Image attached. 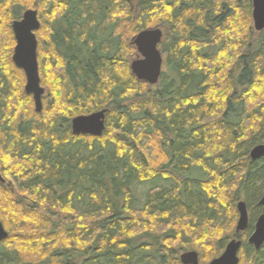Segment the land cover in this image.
Instances as JSON below:
<instances>
[{"label":"trees","instance_id":"16d2710c","mask_svg":"<svg viewBox=\"0 0 264 264\" xmlns=\"http://www.w3.org/2000/svg\"><path fill=\"white\" fill-rule=\"evenodd\" d=\"M138 1L135 12L128 0H0V171L16 179L0 183V264H182L190 251L209 264L236 237L240 201L250 213L241 264H264V247L247 243L264 192V158L251 159L264 145V32L252 3ZM31 9L42 113L8 54L12 23ZM160 24L165 69L150 86L133 76L126 42ZM102 110L101 138L73 135L74 118ZM160 179L172 186L133 208V183Z\"/></svg>","mask_w":264,"mask_h":264},{"label":"water","instance_id":"95a60500","mask_svg":"<svg viewBox=\"0 0 264 264\" xmlns=\"http://www.w3.org/2000/svg\"><path fill=\"white\" fill-rule=\"evenodd\" d=\"M130 1V0H128ZM253 3V23L257 32H264V0H251ZM42 24L38 11L27 10L21 20L12 23V30L16 40V47L13 55V63L19 70L23 71L26 77L25 93L32 96L35 110L42 113L44 109L43 98L46 89L42 86L40 77V66L38 60L39 43L37 32ZM164 40L163 30L159 27L149 28L138 33L132 40L139 54L138 59L131 63V72L135 78L150 86H156L162 76L164 55L160 45ZM108 110H102L90 115L78 116L72 120V132L74 136H92L101 138L106 130V118ZM264 158V145L255 147L251 152V159L259 161ZM0 183L5 184L6 180L0 171ZM263 207V214L259 217L255 231L248 242L257 251L264 246V193L260 201ZM239 220L237 231L243 232L249 226V212L246 202L240 201L237 205ZM9 233L0 222V243L7 240ZM242 241L232 240L226 247L224 253L212 260L209 264H239V252L242 248ZM182 264H200V257L196 251L185 252L181 255Z\"/></svg>","mask_w":264,"mask_h":264},{"label":"rangeland","instance_id":"374dc122","mask_svg":"<svg viewBox=\"0 0 264 264\" xmlns=\"http://www.w3.org/2000/svg\"><path fill=\"white\" fill-rule=\"evenodd\" d=\"M131 2V4H132V9L135 11V12H137V10H139V6H138V4H139V1L138 0H130ZM39 15V14H38ZM1 18H0V21H1V23H0V27H6L7 26V24H8V21H6L5 19H4V17L3 16H0ZM23 17V16H22ZM252 24H254L253 23V20H252ZM156 27H159V28H161L162 30H163V32H164V30L165 31H167V27L165 26V25H162V24H160V25H158V26H152V27H150V28H156ZM253 28H254V25H253ZM149 29V28H148ZM136 35H134V36H131V38L130 39H128L127 38V49H126V53H125V55H126V57L124 58V59H126L127 60V63H128V65L130 66V68H131V63L134 61V60H136V59H138V57H139V54H138V52H137V50H136V47L135 46H133L131 43H132V40H133V38L135 37ZM38 39V38H37ZM39 49V48H38ZM15 50V49H14ZM8 54L11 56V62H13V60H12V58H13V55H14V51H13V53H10V50L8 51ZM12 54V55H11ZM8 55V56H9ZM39 60V59H38ZM39 66H40V63H39ZM41 77V76H40ZM42 81V80H41ZM26 82H27V80H26V77H25V79H24V81H23V89L25 90V86H26ZM46 89V88H45ZM47 93H48V91H47V89H46V94H45V96H47ZM27 95V94H26ZM28 96V95H27ZM44 96V97H45ZM33 111H35V104L33 103V109H32ZM100 148V147H99ZM98 148V149H99ZM87 151V150H86ZM151 154L153 155V156H155V162L156 163H159V164H161L160 162H163V159L161 158V155H158V150L156 149V148H152V150H151ZM4 178L6 179V183H7V181L8 182H10L11 180H13L15 183H16V179L12 176V175H10V174H8V175H6V176H4ZM11 179V180H10ZM5 183V184H6ZM154 186H156V188H158V187H165V188H170L171 186H172V183L171 182H169V181H164V180H159L158 182H156V183H147V184H141V183H138V182H134L133 183V185H132V188H131V190L133 191V196H134V203H133V208H135V209H143L144 207H145V205H146V199H147V194H148V192L150 191V190H152L153 188H155ZM87 199V198H86ZM85 199V201L82 203V204H78L77 205V208L80 210V211H84V212H87V211H89L90 210V203H89V200H86ZM239 214V213H238ZM237 222H238V219H237V221H236V223H235V227H236V224H237ZM14 231L15 232H17V230H15L14 229ZM15 241V240H14ZM185 253V252H184Z\"/></svg>","mask_w":264,"mask_h":264},{"label":"flooded vegetation","instance_id":"af4514ba","mask_svg":"<svg viewBox=\"0 0 264 264\" xmlns=\"http://www.w3.org/2000/svg\"><path fill=\"white\" fill-rule=\"evenodd\" d=\"M250 1H251V0H250ZM251 3H252V1H251ZM252 14H253V3H252ZM252 20H253V17H252ZM253 25H254V24H253ZM254 30H255V28H254ZM255 31H256V30H255ZM256 32H257V31H256ZM257 33L260 34V33H263V32H257ZM162 53H163V52H162ZM163 55H164V54H163ZM164 69H165V59H164V65H163V68H162V72H163ZM263 193H264V192H263ZM262 197H263V196H262ZM261 199H262V198H261ZM260 201H261V200H260ZM259 206H260V202H259ZM261 207H262V206H261ZM247 208H248V207H247ZM248 212H249V210H248ZM262 214H263V207H262ZM262 214H261V215H262ZM261 215H260V216H261ZM260 216H259V217H260ZM249 219H250V213H249ZM258 219H259V218H258ZM258 219H257V221H258ZM238 220H239V217H238ZM256 223H257V222H256ZM237 225H238V222H237L236 227H235L236 237H234L232 240H240V241H242V243H243V244H242V248H241V250H240V252H239V257H240V263H239V264H241V253H242L243 248H244V245H245V243H244V239L241 237V235L244 234L245 231H243V232H238V231H237ZM255 227H256V224H255ZM5 229H6V228H5ZM247 229H248V228H247ZM247 229H246V230H247ZM6 231H7V230H6ZM254 231H255V230H254ZM7 232H8V231H7ZM253 233H254V232H253ZM253 233H252V234H253ZM251 236H252V235H251ZM251 236H250V237H251ZM250 237H248V239H247V243H248V244H249L248 240H249ZM232 240H231V241H232ZM231 241H230V242H231ZM230 242H229V243H230ZM2 243H3V242H2ZM2 243H0V244H2ZM229 243H228V244H229ZM228 244H227V245H228ZM227 245H226V247H227ZM249 245H250V244H249ZM251 246H252V245H251ZM226 247H225V249H226ZM252 247L255 249L254 246H252ZM263 247H264V246H263ZM263 247H262V249H263ZM262 249H261V250H262ZM255 250H256V249H255ZM261 250H259V251H261ZM224 251H225V250H224ZM256 251H257V250H256ZM259 251H257V252H259ZM223 253H224V252H223ZM223 253H222V254H223Z\"/></svg>","mask_w":264,"mask_h":264},{"label":"bare ground","instance_id":"6f19581e","mask_svg":"<svg viewBox=\"0 0 264 264\" xmlns=\"http://www.w3.org/2000/svg\"><path fill=\"white\" fill-rule=\"evenodd\" d=\"M36 111V110H35ZM72 124V123H71Z\"/></svg>","mask_w":264,"mask_h":264}]
</instances>
